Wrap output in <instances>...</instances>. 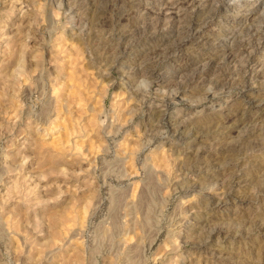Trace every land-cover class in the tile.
Segmentation results:
<instances>
[{
  "label": "clouds",
  "instance_id": "1",
  "mask_svg": "<svg viewBox=\"0 0 264 264\" xmlns=\"http://www.w3.org/2000/svg\"><path fill=\"white\" fill-rule=\"evenodd\" d=\"M0 264H264V0H0Z\"/></svg>",
  "mask_w": 264,
  "mask_h": 264
}]
</instances>
